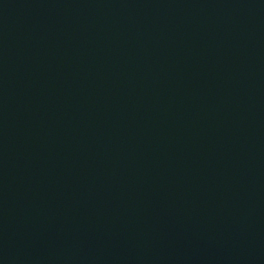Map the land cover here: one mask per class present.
<instances>
[{
  "label": "water",
  "instance_id": "95a60500",
  "mask_svg": "<svg viewBox=\"0 0 264 264\" xmlns=\"http://www.w3.org/2000/svg\"><path fill=\"white\" fill-rule=\"evenodd\" d=\"M0 264H264V0H0Z\"/></svg>",
  "mask_w": 264,
  "mask_h": 264
}]
</instances>
